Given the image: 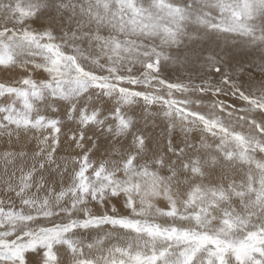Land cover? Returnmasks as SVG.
Returning <instances> with one entry per match:
<instances>
[{"label":"snow or ice","instance_id":"6c2138e0","mask_svg":"<svg viewBox=\"0 0 264 264\" xmlns=\"http://www.w3.org/2000/svg\"><path fill=\"white\" fill-rule=\"evenodd\" d=\"M0 264H264V0H0Z\"/></svg>","mask_w":264,"mask_h":264}]
</instances>
